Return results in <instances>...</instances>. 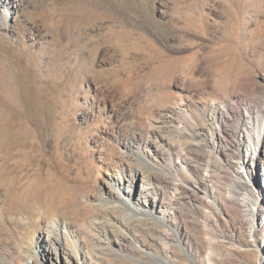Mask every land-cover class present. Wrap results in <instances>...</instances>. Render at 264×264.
<instances>
[{"label": "rangeland", "instance_id": "1", "mask_svg": "<svg viewBox=\"0 0 264 264\" xmlns=\"http://www.w3.org/2000/svg\"><path fill=\"white\" fill-rule=\"evenodd\" d=\"M1 4L0 264H264V0ZM134 135L170 142L145 150L160 170L129 159ZM182 160L183 182L168 175ZM129 166L138 186L176 184L177 238L131 212L97 224ZM62 218L77 254L57 262L40 231Z\"/></svg>", "mask_w": 264, "mask_h": 264}, {"label": "bare ground", "instance_id": "2", "mask_svg": "<svg viewBox=\"0 0 264 264\" xmlns=\"http://www.w3.org/2000/svg\"><path fill=\"white\" fill-rule=\"evenodd\" d=\"M1 1L2 0H0V3H2L1 5L3 9L7 11H13L14 14L18 13L19 9L22 6V2H23V0H4L3 2ZM167 116L168 114H165L162 117L163 123H165L164 120L167 119ZM197 136H198L197 138L199 139L200 137H205V134L198 132ZM162 138L164 140L166 139V137L164 136H162ZM123 145L128 150L129 154L127 156L129 157V159H131L132 157L135 158L136 160L135 166H138L140 162V163H144L148 165V167L152 168L153 170H160V166L157 163H153L150 160L149 155L153 156L154 160H156L157 158H160L163 154L167 153V151L164 150V147L165 146L170 147V142L166 141L164 145H161L157 143L156 141H152V140L142 141L139 135H134L131 140L124 142ZM151 147L152 149L154 147V149L151 151L153 153H149V155H147L145 150L148 148H150L151 150ZM179 163H180V169L175 170L172 167L169 169L168 175H171L177 181L183 182L179 173H182V174L187 173L189 174V176H191V173L189 172V169L187 168V165L185 164L183 160L180 161ZM131 165H134V164H131ZM162 170L163 169H161V171ZM134 172L135 171L133 170L132 166H129V175L132 178L131 180L126 179L124 176H122V174L118 173V176H114V183L112 185H108V187L110 188V193L112 192V195L116 194V196L119 199L116 203L112 201L110 198H108L109 196L108 197H103V196L98 197V201L100 205H102L103 207L105 206V210H103L104 214H102L100 218H97L96 220L97 224L102 228H106V226H109V225L112 227L117 226L116 221L120 223H124L121 220V217L119 214L120 213L124 214L125 212H129V215H131V213L134 214L135 217H138V220L142 218L148 219V221H153L155 224H158L164 227V230L167 231L168 234L171 233V229H169V217H168L169 214L166 215L163 212H164V209H169V207L168 208L165 207V204L168 203L169 204L168 206H171L173 204L172 203L173 198L171 197H173V193L178 190V187L176 186V184L172 182H168L166 179L159 180L158 183L152 182L150 178L152 174L151 173L147 174L146 172L142 174V178H143L142 183L140 186H138L135 180L136 173ZM144 179L146 180L148 179V182H144ZM194 186L202 189L203 191L202 193L205 196L208 195V189L205 183L196 180V182H194ZM137 187L139 189H137ZM152 195L154 196L153 198H151ZM235 198L236 197H234V200ZM242 200L245 201V198H243ZM125 207H127L128 209L126 210ZM60 211H59V207H56V205H50L49 207L47 206V208L45 206V209L40 212H42L43 215L46 216L47 218L50 217L51 219H54L55 217L62 215ZM160 212H162V214ZM40 232L41 234L47 236V240H46L47 244L43 252L46 258L49 257L59 262V257L62 255L68 256L70 254H77L75 248L73 247L74 240H75L74 238H76L74 236L75 228L68 221H65L64 218L56 219V221L55 220L50 221ZM169 235H174V237L177 238L179 233L175 229V232ZM85 253L89 257L88 252L86 251ZM149 255H151L152 257H157L153 254H149ZM29 258H30L29 262H31L30 260H33L35 264H47L46 263L47 261L46 262L41 261L35 253L32 254V256H30Z\"/></svg>", "mask_w": 264, "mask_h": 264}]
</instances>
